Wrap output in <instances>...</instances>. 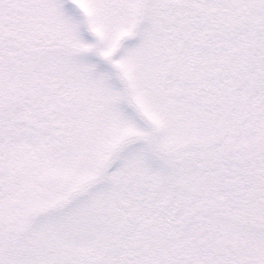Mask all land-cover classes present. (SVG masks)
Listing matches in <instances>:
<instances>
[{"label":"snow or ice","instance_id":"obj_1","mask_svg":"<svg viewBox=\"0 0 264 264\" xmlns=\"http://www.w3.org/2000/svg\"><path fill=\"white\" fill-rule=\"evenodd\" d=\"M0 264H264V0H0Z\"/></svg>","mask_w":264,"mask_h":264}]
</instances>
